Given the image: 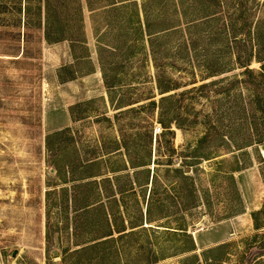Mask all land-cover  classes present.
<instances>
[{
    "label": "rangeland",
    "instance_id": "1",
    "mask_svg": "<svg viewBox=\"0 0 264 264\" xmlns=\"http://www.w3.org/2000/svg\"><path fill=\"white\" fill-rule=\"evenodd\" d=\"M49 1L83 7L82 29L76 35L85 43L48 42L45 24L41 27L37 16L41 0H0V264L69 263L70 249L103 241L109 234L107 209L101 202L109 204L118 221L114 231L118 264H197L204 257L211 259L209 264H264V228L256 230L252 217L253 212L264 209V136L257 143L235 148L221 142L205 144L198 155L209 153L212 147L218 151L201 161L193 187L174 170L193 157L194 144L204 129L174 126L175 138L169 142V135L161 137L158 118L157 106L163 96L203 83L209 84L185 95L196 97L192 106L187 102L183 108L181 97L165 102L172 106V115L189 112L193 118L236 113L238 109L223 105L249 103V93L241 90V82L249 78L241 75L243 69L206 80L201 79L205 72L199 70L196 76L172 70L170 75L181 85L189 84L161 94L152 57L141 53L138 45L130 54L124 45L126 38L135 36L131 28L119 26V13L113 12L114 25L107 27L106 14L91 12L87 6L88 1L98 7L114 0ZM229 3L250 8L259 5L262 12L252 9L244 18H264V0ZM100 41L125 48L102 50ZM204 47L200 41L192 54H177L186 57L178 58L176 68L198 66L202 70L216 65V47L209 45L207 53ZM163 57L159 54V63L165 62ZM259 67L258 62L251 66ZM192 78H196L195 85L190 84ZM263 89L260 86L264 110ZM218 97L222 101H216ZM249 114L262 116L255 110ZM255 128L244 126L241 136L256 132ZM160 155L164 164L161 177L154 182L155 160ZM130 156L144 157L149 165L112 172L129 165ZM92 161L101 164L92 167ZM101 174L114 178L130 175L120 181L123 185L132 182L136 188L134 197L120 202L129 212L126 206L111 204L113 198L108 199L104 189L103 195L89 187L74 189L82 178L86 181L90 180L87 176L96 175L93 180H101ZM193 188L194 194L190 193ZM151 189L155 200L152 216L157 221L147 223L144 209L140 225L143 214L138 201L145 208ZM48 191H52L50 195ZM87 201L94 203L89 210L83 207ZM260 219L264 223V212ZM122 229L126 230L118 233ZM191 237L196 250L183 252L191 246Z\"/></svg>",
    "mask_w": 264,
    "mask_h": 264
},
{
    "label": "trees",
    "instance_id": "2",
    "mask_svg": "<svg viewBox=\"0 0 264 264\" xmlns=\"http://www.w3.org/2000/svg\"><path fill=\"white\" fill-rule=\"evenodd\" d=\"M87 6L91 12L102 11L103 14H106L107 27H113L114 25L112 17L113 12L119 13V19H117L119 26L131 28V30H133V33L131 32V34L135 36L131 39L133 41L132 43H130V39L126 38L124 45L130 50V54L133 53L136 45H138L139 48H141V53L144 52V55L146 54L152 57L155 68L154 80L161 94L179 90L182 86L189 84L181 85L182 83H180L173 74L170 75L172 70L178 71L180 74H186L187 76H196V70H199L205 72V75L202 76L201 79L206 80L214 76H219L225 72H231L235 69L241 68L243 69L241 75L249 77L248 80L241 82L244 85L241 87V90H246L245 92L250 95L247 98V102L249 101V103H243L241 106H238L239 103L237 102V104L234 102H227L228 104L234 103L233 107L231 105L228 107L226 103L223 105V107L228 108V110H230V108L238 109L239 114L238 111L234 113L232 110L228 115L216 114L214 117L206 114L195 115L192 118L188 116L189 112L184 113L183 116L180 114L172 115V106H165L167 100H172L176 97L182 98L181 102L185 103L183 108H185V106L187 107V102L192 106V102L196 97L188 96L185 98V95L201 91V89H204L209 83L194 86L179 94L165 95L160 99L157 108H159V123L163 128L161 137L166 138V135H169V142L174 140V126L182 130L192 129V127L199 126L204 129L201 136L197 138L194 144L193 157L190 160L186 159L185 164L182 165L181 168L174 170L181 175L182 179L191 181L193 187L195 186V175L197 174L198 166L202 164L201 161L211 159L212 157H210V155L214 153L216 154L218 151V147H212V151L209 153L198 155L203 146L207 143L214 144L215 142H221L224 145L235 148L244 145L249 146L252 142L257 143L261 140L264 136V110L260 106V102L262 101L260 86H264V18L258 17L257 19L251 20L244 18L245 14L248 11H252V9L262 12L263 9L259 5L250 8L245 7L243 4L242 7H240L229 3V0H142L141 3L139 0H114L113 2L98 7H94L92 2L88 1ZM237 12H240L241 14L238 15ZM64 13L69 15L63 17ZM82 13L83 7L78 4L73 6L66 4L65 6L56 3L53 5L49 0H46L45 2H42L41 0L37 6L39 25L42 27V24H45V39L48 42L70 40L74 44L85 43L84 40L76 35V32L80 33L82 29ZM116 40H118V38H116ZM200 41L206 44V48L204 47L206 53L208 52L209 45L216 47L213 60H217V64L212 67H203L202 70L198 69V66L176 68V61L178 58L179 60H184L186 57H182L181 55L180 57H177V54H192L197 51V46ZM99 44L102 46V50L111 52L117 51L119 48H125V46H114L103 41H100ZM159 54H164V63H159ZM196 56L198 57L197 54ZM101 61L102 65H104L105 59L103 57H101ZM226 62H229L230 65H224ZM254 62L260 64L259 69L251 68ZM191 80L192 82L190 84L195 85L197 82L196 78H192ZM236 81H238V79ZM219 95H221V93H219ZM207 98L210 100L209 98L211 97ZM215 100L222 101L220 97ZM120 102L119 107L121 108L123 107V100ZM247 104L250 109L247 107ZM152 105L156 106V101H152ZM249 110H255L257 115L262 112V116L250 115ZM201 117L203 119H200ZM244 126L250 127L252 131L255 126L256 128L254 131L256 132L247 134V137H245V132L242 137V132H240V130L244 128ZM221 127L226 128V130H221ZM158 142L159 150H161L164 147L161 139L158 140ZM117 150L119 149H116V151ZM140 158L141 157H135V159H133L130 156L129 165L127 164L122 170H114L112 172H127L128 169H130L129 167L134 170H139L149 165L144 157ZM155 161L156 170L152 176L154 182L161 177V166L164 164L161 160V155ZM96 164L100 166L101 163L95 161L90 162V166L92 167L96 166ZM71 172L75 175L76 170L72 169ZM148 173L149 180L151 177L150 168H148ZM101 176H103L101 180H93V177H97L96 175L87 176L86 179L90 180L86 181L82 178L80 180L81 182L79 181L80 184L75 185L74 189L77 190L79 187H89L102 195L104 189L109 193L108 199L113 198L111 204L117 208L126 206V212H129V207L123 204L120 205V202H125V198L134 197V195L137 194L136 188L132 182H129V184L126 182L123 185L120 181L124 178L127 179L130 175H119L115 178L110 177L109 174L99 175V177ZM194 189L195 188L190 190V193L194 194ZM51 192L52 191H48L47 195H50ZM151 194L152 189L150 190L149 200L144 201L145 208L142 206V203L138 201V207L143 214V218L139 217L141 219L140 225H142V222L145 219L144 209L146 212L147 223L157 221L153 219L152 216L155 200H153ZM91 201H87L84 204L83 207L86 210H89L94 204ZM100 204L102 205L101 207L107 209L106 219L107 226L110 228L109 234L106 235L103 241H93L81 245L79 249H70L71 261L65 264H118V241H115L114 236L115 226L118 224V221L115 217L113 218V213L109 210V204L104 202H101ZM160 206L163 205L160 204ZM263 212L264 209H260L252 214L256 230L264 228V223H262L260 219ZM129 223L134 224V221H128V224ZM123 225L126 227L124 221ZM180 229L182 232L186 233V229ZM125 230L126 229H122L118 231V233ZM122 235L123 234L120 236ZM190 243L191 246L188 249H184L183 252H192L196 250L195 241L192 237ZM83 256L86 258V261L85 259L81 260ZM208 260L211 259H206V257H204L203 262L199 260L197 264H209L210 261Z\"/></svg>",
    "mask_w": 264,
    "mask_h": 264
}]
</instances>
